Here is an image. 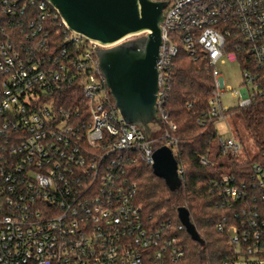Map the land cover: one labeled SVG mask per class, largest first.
Wrapping results in <instances>:
<instances>
[{
  "label": "built area",
  "instance_id": "1",
  "mask_svg": "<svg viewBox=\"0 0 264 264\" xmlns=\"http://www.w3.org/2000/svg\"><path fill=\"white\" fill-rule=\"evenodd\" d=\"M167 1L155 101L165 145L177 144L165 103L183 50L205 60L213 80L207 116L215 118L222 151L238 156L242 143L218 126L231 110L221 103L218 64L240 63L236 109L264 103V0ZM50 31L77 47L58 58L37 54L47 50ZM100 48L72 32L47 0H0V264H185L183 225L151 226L143 216L127 172L139 159L152 164L156 139L126 123L110 100ZM77 80L87 109L44 99ZM256 157L245 179L208 180L225 210L215 223L229 248L225 264H264V143Z\"/></svg>",
  "mask_w": 264,
  "mask_h": 264
},
{
  "label": "trees",
  "instance_id": "2",
  "mask_svg": "<svg viewBox=\"0 0 264 264\" xmlns=\"http://www.w3.org/2000/svg\"><path fill=\"white\" fill-rule=\"evenodd\" d=\"M21 38L25 40L24 35ZM46 43L49 45L46 51L37 48L35 52H45V55L58 58L63 49L74 51L77 47L65 42L62 34L55 35L53 31L49 32ZM212 90L213 80L205 67V60L202 57L194 60L185 51L179 50L173 60V78L165 105L170 121L176 126L175 130L169 131V135L177 140L172 153L177 166L183 169L181 184L179 188L170 190L163 179L154 175L151 165L142 161L129 165L127 172L136 181L137 200L142 204L143 216L151 226L170 221L175 228L180 224L178 207L188 209L190 220L204 244L192 240L185 229L179 232L186 256L185 264H225L229 253L226 237L215 228L216 221L225 210L218 208V196L208 192V180L220 178L223 174L233 175L238 180L245 179L250 174L252 163L258 160L257 157L238 158L222 151L217 140L215 118L207 116ZM107 94L113 101L109 92ZM44 99H52L57 107H79L83 110L88 107L79 88V80L63 85ZM226 114H233L243 122L257 147L264 143L263 101L228 110ZM159 130L160 137L154 142V149L166 143L163 137L166 128L161 125ZM202 158L208 163L201 164Z\"/></svg>",
  "mask_w": 264,
  "mask_h": 264
},
{
  "label": "water",
  "instance_id": "3",
  "mask_svg": "<svg viewBox=\"0 0 264 264\" xmlns=\"http://www.w3.org/2000/svg\"><path fill=\"white\" fill-rule=\"evenodd\" d=\"M74 33L103 46L97 50L98 68L115 107L126 123L142 128L161 125L155 105L156 60L161 43L160 24L167 0H47ZM141 34L137 38L128 37ZM152 171L170 190L181 184L177 162L169 146L152 153ZM177 218L190 238L204 244L186 207Z\"/></svg>",
  "mask_w": 264,
  "mask_h": 264
},
{
  "label": "rangeland",
  "instance_id": "4",
  "mask_svg": "<svg viewBox=\"0 0 264 264\" xmlns=\"http://www.w3.org/2000/svg\"><path fill=\"white\" fill-rule=\"evenodd\" d=\"M138 36H141V34L128 37V39L137 38ZM218 70L221 72L226 85V91L221 95V103L224 107L234 110L238 106L240 100L238 95L243 88L240 63L239 61H227L224 64H218ZM218 126L223 137H233L242 143L243 148L238 154V158H252L256 154L258 147L238 117L233 114H226L218 123ZM151 129V136L157 140L160 137L159 128L156 125H152ZM138 161L141 160L139 159Z\"/></svg>",
  "mask_w": 264,
  "mask_h": 264
}]
</instances>
